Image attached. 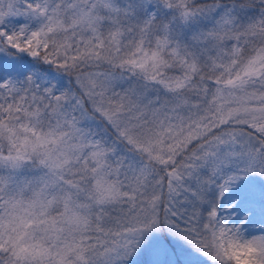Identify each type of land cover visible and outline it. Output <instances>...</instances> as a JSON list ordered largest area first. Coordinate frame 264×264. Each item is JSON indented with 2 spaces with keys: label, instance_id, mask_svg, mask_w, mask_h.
Segmentation results:
<instances>
[{
  "label": "snow or ice",
  "instance_id": "snow-or-ice-1",
  "mask_svg": "<svg viewBox=\"0 0 264 264\" xmlns=\"http://www.w3.org/2000/svg\"><path fill=\"white\" fill-rule=\"evenodd\" d=\"M0 264H264V0H0Z\"/></svg>",
  "mask_w": 264,
  "mask_h": 264
}]
</instances>
